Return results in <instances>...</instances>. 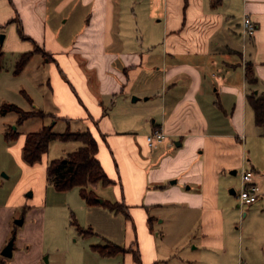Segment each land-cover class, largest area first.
I'll use <instances>...</instances> for the list:
<instances>
[{"label":"crops","instance_id":"1","mask_svg":"<svg viewBox=\"0 0 264 264\" xmlns=\"http://www.w3.org/2000/svg\"><path fill=\"white\" fill-rule=\"evenodd\" d=\"M153 3L159 32L135 40L118 27L115 0H0V28L11 26L5 50L18 58L38 47L34 55L56 60L54 107L46 112L32 100V111L86 124L113 181L91 187L127 207L110 211L125 216L123 240L80 235L92 241L74 247L77 257L66 264H264V122L253 106L264 99V0ZM67 8L84 16L72 42L55 31V14ZM245 14L257 25L251 37L242 34ZM156 128L168 137L150 148ZM244 170L260 188L252 204H241L235 190ZM112 244L126 251L104 257L92 249Z\"/></svg>","mask_w":264,"mask_h":264},{"label":"rangeland","instance_id":"2","mask_svg":"<svg viewBox=\"0 0 264 264\" xmlns=\"http://www.w3.org/2000/svg\"><path fill=\"white\" fill-rule=\"evenodd\" d=\"M154 1L115 0L118 27L120 25L122 31L135 40H141L148 32L154 31V27L156 36L159 25L154 21L161 17L150 16L152 5L156 4ZM83 17L75 18L71 8L64 9L55 14V31L61 35L66 34V42H72L85 24ZM14 27L20 35L18 24ZM10 28V24L0 28V53H3L0 61V264H66V261L72 262L77 257L74 247L79 249L88 241L98 239L97 231L102 238L112 236L123 240L125 216L115 215L105 206L98 211L90 210L81 198L78 187L69 191L56 190L47 181L45 158L34 165L23 160V140L28 133L49 125L54 126L55 133L68 130L82 133L88 131V128L80 120L67 121L51 116L33 117L20 123L18 113L1 112L5 104H14L25 111H32L29 99L37 102L46 112L54 107L49 78L56 60L48 61L47 55L37 54L22 72L16 73L17 58L5 50L7 44L2 39ZM78 58L80 66L85 70L86 60ZM12 131L18 132L19 136L9 142L6 133ZM80 146L82 144L76 141L54 140L47 154L48 159L64 158ZM240 189V184L235 186L236 191ZM99 192L98 199L108 196L107 190L101 189ZM20 219H23L22 224L17 223ZM75 224L85 229L91 228L94 234L87 238L94 236L92 240L80 238ZM12 238L14 253L12 257H5L2 250ZM77 239L78 246H74ZM67 241L73 246L69 252L66 251Z\"/></svg>","mask_w":264,"mask_h":264},{"label":"trees","instance_id":"3","mask_svg":"<svg viewBox=\"0 0 264 264\" xmlns=\"http://www.w3.org/2000/svg\"><path fill=\"white\" fill-rule=\"evenodd\" d=\"M221 0H214L215 5L219 4ZM19 26L20 36L25 37L21 25ZM42 52V49L35 48L33 50L27 51L19 55L17 58L16 73L23 71L27 63L31 60L35 53ZM3 53H0V61ZM1 66V63H0ZM247 80L250 84H255L257 78L251 66L247 67ZM32 103V100L29 99ZM253 106L256 113L257 123L260 125L264 122V99L253 100ZM3 114L9 112H16L20 115L19 122L22 123L27 119L33 117L45 118L47 116H53L44 111H25L17 105L5 104L1 108ZM95 126L98 125L97 121H94ZM52 126H43L40 130L36 132L28 133L25 136V142L23 145V160L29 164L34 165L41 162L45 155L48 154L51 142L54 140H59L63 142L76 141L80 142V146L76 151L70 152L64 158H58L51 160L47 165V181L49 184L54 186L58 191H69L73 188L78 187L80 190V196L86 203L90 206L100 204L98 201V195L92 189V185L96 183H102L104 185H109L113 181L108 177L102 164L97 158V153L99 149V143L94 134L88 130L82 133H74L70 130L64 133L53 132ZM18 132H7L6 139L14 141L18 138ZM106 208H109L114 212H126L127 207L123 203L110 201H103ZM76 230L79 235L83 237H89L94 234V231L90 229H85L77 224ZM92 249L98 252L101 256L111 257L116 256L119 253L126 251V248L119 245H107V246H93Z\"/></svg>","mask_w":264,"mask_h":264},{"label":"built area","instance_id":"4","mask_svg":"<svg viewBox=\"0 0 264 264\" xmlns=\"http://www.w3.org/2000/svg\"><path fill=\"white\" fill-rule=\"evenodd\" d=\"M257 25L254 23L249 14H245L242 22V34L245 37H251L255 34ZM167 134L162 128H156L146 138L147 144L150 148H157L160 144L167 140ZM173 143L170 142V145ZM241 190L238 193V198L241 204H252L259 198L260 188L253 183L254 173L250 170L241 172Z\"/></svg>","mask_w":264,"mask_h":264},{"label":"water","instance_id":"5","mask_svg":"<svg viewBox=\"0 0 264 264\" xmlns=\"http://www.w3.org/2000/svg\"><path fill=\"white\" fill-rule=\"evenodd\" d=\"M4 37H2L3 39ZM135 100V99H134ZM98 201L100 203H103V199H98ZM17 223L22 224L23 223V219H20L17 221ZM13 250H14V238H12L8 244L4 247V249L2 250V255L5 257H12L13 255Z\"/></svg>","mask_w":264,"mask_h":264}]
</instances>
